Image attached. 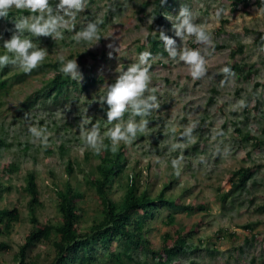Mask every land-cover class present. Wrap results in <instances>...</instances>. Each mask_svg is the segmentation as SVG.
Wrapping results in <instances>:
<instances>
[{"label":"rangeland","instance_id":"374dc122","mask_svg":"<svg viewBox=\"0 0 264 264\" xmlns=\"http://www.w3.org/2000/svg\"><path fill=\"white\" fill-rule=\"evenodd\" d=\"M147 1L150 0H87L86 10L77 16L75 30L79 31L90 20L103 21L98 43L77 44L72 39L74 32L67 30H62V39L30 37L47 49L48 55L43 62L55 61L59 56L78 62L79 55L86 54L85 62L78 63L82 75L92 73L104 80L93 85L89 93L72 87L59 103L47 100L23 116L18 112L21 103L29 95H35L54 75L53 71L30 76L0 97V139L12 144L0 149V183L11 187L10 191L0 190V208L17 205L22 213V220L15 224L12 234L0 236V241L13 246V250L0 254V264H16L19 246L32 228L29 197L25 191L31 171L37 174L40 185L42 205L38 206L37 215L41 222L57 223L61 219L55 184L63 186L68 178L66 165L70 161L75 168L72 181L84 194L80 202L83 209L81 230H90L102 217L101 201L90 182L96 174L99 155L87 148L79 128L85 120L91 121L87 127L98 122L103 135L113 126L107 121V105L98 101L106 95L107 86L115 81L118 66L126 69L138 61L140 53L149 51V46H144L143 51L138 49L148 34L158 32L151 29L155 23L151 14L144 21L138 20L141 4ZM50 2L54 6L57 0ZM231 2L178 0V5L166 15L169 24L163 30L171 32L180 7L186 6L194 21L204 24L211 33L207 45L197 44L192 36L185 35L181 41L174 35L180 47L206 49L207 72L203 78L193 79L188 66L178 58L156 56L151 59L150 88L155 89L160 108L147 117L150 122L144 133L138 134L131 143L121 142L129 163L126 172L131 168L142 172L141 188L148 184L150 192L157 194L173 180L168 195L175 194L188 204L208 205L204 211L176 214L179 228L200 224L198 233L190 240L194 248L200 250L180 256L177 262L181 264H264V212L259 211V206L264 204V143L257 147L255 140L243 139L244 134L249 133L264 140V52L255 43L258 33L264 31V8L255 5L248 11L233 12ZM218 9L223 10L219 17L216 16ZM11 10L16 12V18L2 17L0 30L11 25L13 31L14 20L30 15L26 9ZM10 37L7 34L1 38L4 42ZM109 43L119 49L111 58L108 56ZM92 53L99 57H92ZM235 62L246 65L245 71L254 66L257 74L251 81L241 70H234L233 75L226 77L222 68ZM239 100H244L246 106L236 107ZM130 118L140 119L132 117L130 112L125 113L124 120ZM29 123L47 127L50 134L47 149L28 132ZM192 123L197 125L193 138L181 139L184 128ZM173 127L175 133L171 131ZM103 139L108 138L104 136ZM177 143L183 147L174 149ZM225 146L229 151L218 155L217 148L223 152ZM181 155L184 159L177 175L171 160ZM13 162L21 169L8 173L5 165ZM241 166L254 167L255 174L246 189L231 193L224 203L221 195L230 188L229 177ZM147 170L148 183L143 178ZM124 192L125 187L117 185L113 197L119 199ZM167 213L164 208L147 225L146 237L155 248L161 246L166 233L174 232L167 223ZM53 250L52 242H43L34 248L32 255L44 264L53 258ZM137 258L149 264L144 262V253L139 252Z\"/></svg>","mask_w":264,"mask_h":264},{"label":"trees","instance_id":"16d2710c","mask_svg":"<svg viewBox=\"0 0 264 264\" xmlns=\"http://www.w3.org/2000/svg\"><path fill=\"white\" fill-rule=\"evenodd\" d=\"M177 5L178 0H166L164 4H162V0H150L141 4L138 20L144 21L151 14L155 22L151 29L158 30V32L148 34L138 49L143 51L144 46H149L152 59L156 56L160 59L168 56L163 41L159 38V32L169 24L166 21V15ZM231 5L233 12L241 9L248 11L255 5L264 8V0H232ZM149 8H151V12H149ZM9 15L16 18L14 10H10ZM1 19L2 17H0ZM11 28V25H8L4 30H0V55L6 52L1 37L7 34L11 36ZM164 33L174 39V31H164ZM255 43L264 52V31L258 33ZM239 50L243 52V46H240ZM85 57L86 54L81 53L78 63L83 64L86 60ZM92 57L98 58L99 55L92 53ZM60 66L59 60L56 59L55 61L42 62L37 69L29 74L24 73L23 70L18 71L17 67L11 65L0 68V97L8 93L11 86L27 80L30 76L53 71L54 75L48 78V81L36 94L29 95L21 103L18 112H20V116H23L27 111L47 102V100L53 99L54 104L59 103L61 99L66 98L72 87L74 90H83L89 93L93 85L104 80L103 77L87 73L83 74V80L78 82L64 76L59 71ZM228 67L232 71H244V77L250 81L257 74L254 66H251L248 71H245L246 65L242 66L237 62L231 63ZM259 84L256 83V85ZM243 139L255 140L257 147L264 143V140L257 139L249 133L244 134ZM104 144L109 147L98 154L99 163L96 165V174L90 179L102 204V217L88 231H82L80 227L83 220V209L80 202L83 200L84 194L72 181L75 168L71 161L66 165L65 170L68 178L63 186L55 184L61 215V219L57 223H43L39 220L37 208L42 205L40 185L37 174L33 171L28 173L25 191L29 197L28 208L32 228L19 246L16 253V264H42L39 258L32 255V251L43 242H52L54 249L53 258L44 264H143L141 259L137 258L139 252L144 253V262L149 264H181L177 262L180 256L200 250L198 247L194 248V244L190 242L198 233L200 224H194L185 229L179 228L177 227L176 214L204 211L208 205L205 203L188 204L175 194L168 195V191L173 187V180L166 183L157 194L150 192L148 184L141 188L142 172L136 168H131L129 172H126L129 163L125 156V146L120 144L118 150L112 152L110 140L106 139ZM11 145V143L6 144L3 139H0V149L3 146ZM20 169L21 167L16 162L5 165V170L8 173L17 172ZM254 174V167L241 166L234 170L228 180L230 188L228 192L221 195V200L225 203L231 193L246 189L248 181ZM143 178L144 182L148 183V170ZM117 185L125 187V192L119 199L113 197V190ZM0 190L10 191L11 187L0 183ZM164 208L168 210L167 223L172 226L174 232L166 233L161 246L155 248L146 237L147 225L149 221L156 219ZM259 211L264 212V204L259 206ZM21 220L22 213L19 206L0 208V236L11 235L15 224ZM253 238L257 239V236L253 235ZM10 250H13V246L9 242L1 240L0 254Z\"/></svg>","mask_w":264,"mask_h":264},{"label":"clouds","instance_id":"9594fccd","mask_svg":"<svg viewBox=\"0 0 264 264\" xmlns=\"http://www.w3.org/2000/svg\"><path fill=\"white\" fill-rule=\"evenodd\" d=\"M166 0H162V4ZM87 0H57L55 5L50 0H0V17L7 18L11 9L28 10L30 15L22 16L14 20V30L9 39L4 40L3 48L5 54L0 55V68L13 66L18 67L29 74L37 69L48 55L46 48L41 47L39 43L34 42L30 37H51L53 39H62L63 31H72V39L77 43L101 40L100 25L103 21L90 20L79 31H76L77 16L86 10ZM222 9H218L216 16L219 17ZM172 29L176 37L182 41L185 35L195 38L197 44L207 45L211 40V33L204 24H198L194 21L192 12L186 7L181 6L177 15L176 23H172ZM28 33L30 35H26ZM159 38L163 41L164 49L168 56L173 60L177 58L188 66L193 79H201L205 76L208 67L206 59V49L187 48L177 45L175 39L167 36L163 30L159 32ZM110 51L109 58L113 52L117 53L119 49L113 43L107 45ZM152 54L149 51L140 53L138 61L130 64L126 69L118 66L115 71L118 73L115 82L107 86L105 96L99 98L98 103L107 105V121L113 126L103 135L101 134L99 123L87 127L91 121L81 122L79 131L83 141L88 149L95 154H100L102 150L109 146L104 144L103 137L106 136L110 141V150L116 152L121 142L131 143L137 139L138 134L145 132L149 125V117L154 110L160 108L155 89L150 88L152 77L150 75V60ZM59 71L73 80L81 82L83 80L77 59H66L59 56ZM222 73L226 77L233 75L230 67H223ZM245 101H237L236 107H245ZM131 113L132 117H140L139 121L135 119L124 120L125 113ZM115 122V123H113ZM196 124L192 123L186 126L181 133V139L191 140ZM173 133L176 128L171 129ZM28 132L35 140H39L41 145L47 149L49 147V132L47 127L36 124H28ZM181 143L173 145L174 149L182 148ZM229 151L225 146L223 152L217 148V154H226ZM183 155L171 160V166L177 170L183 161ZM201 162L204 160L201 158Z\"/></svg>","mask_w":264,"mask_h":264}]
</instances>
